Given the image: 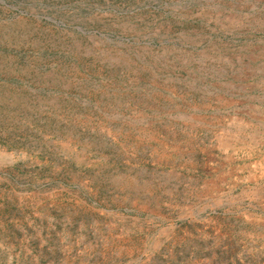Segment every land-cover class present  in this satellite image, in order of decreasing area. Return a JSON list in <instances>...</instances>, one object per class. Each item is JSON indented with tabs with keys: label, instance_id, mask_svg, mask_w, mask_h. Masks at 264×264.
<instances>
[{
	"label": "rangeland",
	"instance_id": "1",
	"mask_svg": "<svg viewBox=\"0 0 264 264\" xmlns=\"http://www.w3.org/2000/svg\"><path fill=\"white\" fill-rule=\"evenodd\" d=\"M0 264H264V0H0Z\"/></svg>",
	"mask_w": 264,
	"mask_h": 264
},
{
	"label": "bare ground",
	"instance_id": "2",
	"mask_svg": "<svg viewBox=\"0 0 264 264\" xmlns=\"http://www.w3.org/2000/svg\"><path fill=\"white\" fill-rule=\"evenodd\" d=\"M247 125V124H246Z\"/></svg>",
	"mask_w": 264,
	"mask_h": 264
}]
</instances>
